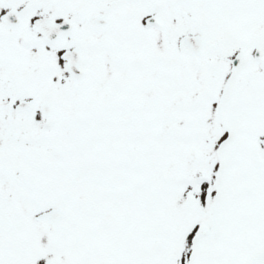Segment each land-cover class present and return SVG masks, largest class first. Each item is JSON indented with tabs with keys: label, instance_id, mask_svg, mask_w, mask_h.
<instances>
[{
	"label": "snow or ice",
	"instance_id": "snow-or-ice-1",
	"mask_svg": "<svg viewBox=\"0 0 264 264\" xmlns=\"http://www.w3.org/2000/svg\"><path fill=\"white\" fill-rule=\"evenodd\" d=\"M0 264H264V0H0Z\"/></svg>",
	"mask_w": 264,
	"mask_h": 264
}]
</instances>
